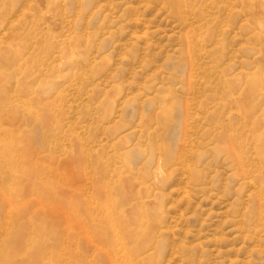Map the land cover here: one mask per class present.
<instances>
[{"label":"rangeland","instance_id":"374dc122","mask_svg":"<svg viewBox=\"0 0 264 264\" xmlns=\"http://www.w3.org/2000/svg\"><path fill=\"white\" fill-rule=\"evenodd\" d=\"M0 130V264H264V0H0Z\"/></svg>","mask_w":264,"mask_h":264},{"label":"bare ground","instance_id":"6f19581e","mask_svg":"<svg viewBox=\"0 0 264 264\" xmlns=\"http://www.w3.org/2000/svg\"><path fill=\"white\" fill-rule=\"evenodd\" d=\"M204 1V0H203ZM242 2H244L245 0H241ZM218 3V2H217ZM211 7V6H210ZM212 10V9H211ZM220 14V13H219ZM202 16V15H201ZM209 17V16H208ZM211 17V16H210ZM206 19V18H205ZM203 23V22H202ZM212 23V22H211ZM196 24V23H195ZM190 26V25H189ZM199 27V26H198ZM193 29V28H192ZM189 32V31H188ZM189 37H191V36H189ZM188 37V38H189ZM194 37V36H193ZM192 37V38H193ZM196 39V38H195ZM188 40V39H187ZM191 41H192V39H191ZM189 42V41H188ZM189 43H191V42H189ZM188 45V44H187ZM191 45V44H190ZM193 45V44H192ZM194 47H195V44H194ZM188 49H190V47L188 46ZM187 49V50H188ZM191 50V49H190ZM193 50V49H192ZM194 51V50H193ZM191 52V51H190ZM226 106V105H225ZM241 130V129H240ZM1 131V130H0ZM10 144H11V139H8V138H6V136H4V135H2V136H0V157H1V159H0V197H5V198H9V197H11L10 195L11 194H8L7 192L9 191V189H8V191H7V188H9V187H4L5 186V182H4V180H3V177H4V175L6 174L7 175V178L9 179V181H10V179H13V177H15V174H16V168H17V163H16V161H14V151L12 150V144H11V147H10ZM4 151V152H3ZM24 165V164H23ZM16 169V170H15ZM28 172V171H27ZM29 173V172H28ZM30 174V173H29ZM24 175V174H23ZM32 174H30V176H31ZM33 176V175H32ZM5 178V177H4ZM7 178H5V179H7ZM26 179V178H25ZM28 180H30V178L28 179ZM12 184V183H11ZM32 185V184H31ZM9 186H10V183H9ZM31 187V186H30ZM9 193H11V192H9ZM16 196V195H15ZM16 198V197H15ZM11 199H12V197H11ZM2 200V199H1ZM12 201V200H11ZM9 199L8 200H6V203L5 202H3V203H5L6 205H7V208H8V212L10 213L12 210H13V206L15 205H13L12 206V202H11ZM2 203V204H3ZM18 203V202H17ZM20 203V202H19ZM24 203H26V202H24ZM29 204V203H28ZM20 205V204H19ZM21 205H22V202H21ZM20 205V207H23V206H21ZM16 206V205H15ZM14 206V207H15ZM30 206H32V205H30ZM30 206H28V205H26V207H30ZM25 208V207H24ZM23 208V209H24ZM4 209H5V206H4ZM22 209V208H21ZM30 209H31V207H30ZM21 213H23V212H21ZM30 215V214H29ZM9 217V216H8ZM10 218V217H9ZM8 220V219H7ZM22 220V219H21ZM26 221H27V219H25ZM10 221V220H9ZM20 221V220H19ZM6 225H5V227H6V230L7 231H9L10 229H8V222L7 223H5ZM17 227L20 229V232H18V233H16V236L17 237H20V236H24L25 238H27V237H29V235L27 234V232H26V226H25V224H23V223H21V222H18V224H17ZM35 234V233H34ZM34 236V235H33ZM28 239H33V238H28ZM40 243H42V242H40ZM43 244V246H44V243H42ZM26 244H20V245H17L16 246V248H12V247H10L9 245H3L2 247H1V257H2V259H4V261H3V264H41V260H40V257H39V259H36V262L35 263H32V261L31 260H28V258H26L25 259V261L23 260L24 258H17V251L16 250H18L17 248H22V246H25ZM40 246V245H39ZM36 247L38 248V250H36V249H34V252H36V253H38L39 255H40V253H43V252H41L42 251V249L40 250V247H38L37 245H36ZM41 248H43V247H41ZM119 248V247H118ZM32 250V249H31ZM43 250H44V248H43ZM28 252V251H27ZM30 253H32V252H30ZM45 253V252H44ZM34 255V254H33ZM43 255V254H42ZM26 256V254L24 255V257ZM34 258H36V257H34ZM116 261V260H115Z\"/></svg>","mask_w":264,"mask_h":264}]
</instances>
